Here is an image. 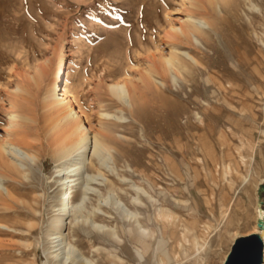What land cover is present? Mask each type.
Segmentation results:
<instances>
[{
    "label": "rangeland",
    "instance_id": "obj_1",
    "mask_svg": "<svg viewBox=\"0 0 264 264\" xmlns=\"http://www.w3.org/2000/svg\"><path fill=\"white\" fill-rule=\"evenodd\" d=\"M204 1L191 10L213 25L205 27L206 40L216 50L194 40L180 43L198 64L188 77L172 72L174 83L171 74L159 73L160 87L138 78L148 66L159 68L173 42L171 26L189 14L190 0H0V141L9 114L16 113L26 149L38 157L28 180L18 177L14 184L0 165V224L9 228L0 229V264H50L44 251L55 205L48 182L56 132L46 130L55 120L43 97L52 80L60 82L59 69L70 71V91L93 131L109 129L115 149L126 152L114 153L115 162L107 156L105 170L152 196V203L141 197L145 206L137 209L148 230L139 240L133 239L136 224L116 211L111 220H94L113 226L118 240L88 226L73 229L72 244L83 258L92 264H221L234 237L252 230L256 209L264 213L258 194L264 184V0L216 3L220 23ZM37 67L44 75L38 87L30 79ZM122 80L130 82L132 109L107 89ZM16 87L26 93H15ZM105 112L123 119L103 120ZM9 184L11 197L4 191ZM129 195L116 196L120 207H127ZM114 196H104L105 209Z\"/></svg>",
    "mask_w": 264,
    "mask_h": 264
},
{
    "label": "bare ground",
    "instance_id": "obj_2",
    "mask_svg": "<svg viewBox=\"0 0 264 264\" xmlns=\"http://www.w3.org/2000/svg\"><path fill=\"white\" fill-rule=\"evenodd\" d=\"M205 1L204 3L207 4V7L210 9V15L212 14L215 16L214 20H217L218 22L220 21V18L216 15L213 6L216 3L224 4L226 7L232 6L231 0ZM196 3L198 4L197 0L193 3L190 0L189 14L184 15L179 19L180 23L178 27L171 26V32L174 36L173 42L167 46L166 54L160 56L159 68L148 66L144 69V79L138 78L141 85L152 82L156 84V86L159 85L160 87H164L163 82L155 80V76L159 73L160 75L165 76L173 72V74L175 73L183 78L184 76L188 77L191 75L190 70L197 65L198 62L194 56H191L181 48L180 43L182 42L191 46V42L194 40L205 47H212L216 50L213 41L209 42L210 40H206L210 34L208 30H205V27L209 29V27L213 25L202 17H197L191 10L192 8H197ZM252 8L255 9V6H252ZM201 9H203V11L205 10L208 14L206 7L202 6ZM233 52H235V49H233ZM33 72L34 74L30 76L31 81H33L35 86H41L43 84V73L40 72L39 68L38 70H33ZM58 73L62 77L60 82L55 86L57 80H52L43 97L46 106L44 108L55 120L52 124L53 126H50L51 129L48 128L46 130H48L47 132L49 133V130L56 132V138L54 137L53 143L49 145L54 149V152L51 155L54 158L53 161L55 164L49 178L50 181H47L50 183V187L54 193L52 198L55 205L50 208L51 221L49 227H47L48 231L45 234L48 248H46L44 254L46 260L50 264H92L89 259L83 258L76 247L72 244L75 241L73 240V234L75 232L73 229L85 230L84 226H88L98 234L108 237V239L118 240L119 237L117 232L112 229L113 226L108 227L104 224H97L94 220V218L111 220V216L113 215L112 212L116 211L124 221H132V223L136 224L135 229H133L135 237L133 239L139 240L142 236H145L144 234L147 233L148 230L141 225V222L139 221L140 214L137 212V209L141 206H145L141 197L146 198L147 201L152 203V196H150V193L142 187L128 182L127 178H124L123 175L121 176L114 173V170H105L106 168L104 166L107 156L115 162L114 153L119 154L121 157H125L126 152L121 149H115L114 146L118 144H116L115 139L113 140L110 137L109 129L100 127V131H93L92 125H90L77 103V94L75 95L70 91V71L61 74L59 69ZM170 78L174 83L176 76L171 74ZM129 83L130 82L123 80L111 81L108 83L107 89L119 104L123 106L127 104L129 109H132L134 106L131 100L133 93L128 91L127 85ZM15 93L25 94L26 91L23 88L16 87ZM99 116L103 118V120L123 119L122 117H115L106 112L100 113ZM19 121V117L16 113L9 114L8 123L5 126L7 131L0 141V165L3 166L4 169H9V180H11L13 184L18 183L20 180L17 181L18 177L28 180V173L32 169L31 166L38 162V157L26 149V146L28 147V141L25 139L26 133L23 134L21 130L18 131L21 128ZM5 157H9V163L5 161ZM107 172L112 174V180L114 181L108 179L107 175H105ZM134 173H136V171H134ZM1 181L2 180H0V182ZM261 182L264 183V178ZM13 184H9V189L4 187L7 197H11L10 191H12V188L10 186H13ZM29 185L33 186L35 184ZM260 185L261 183L259 186ZM122 186L127 187L126 189H123ZM104 194L115 195L113 206L109 209H105L102 205V203L105 202ZM118 194H126L127 197L130 194L126 208L125 206L120 207V201L122 200H119L116 197ZM90 197H93L96 202L95 204L92 203L93 199L91 200ZM32 201L33 203L36 202V200ZM160 211H162V209ZM260 220H264V213L256 209L254 227L248 234L244 235V237L258 234L261 236L264 245V230L259 231L257 228V224ZM89 228L86 229L88 232L92 230H89ZM0 229L8 230L9 228L0 224ZM239 237L240 236H235L233 241L237 240ZM95 250H97V248L92 249V251ZM228 254V252L225 254L221 264H224ZM77 256L80 257L82 261H78Z\"/></svg>",
    "mask_w": 264,
    "mask_h": 264
},
{
    "label": "water",
    "instance_id": "obj_3",
    "mask_svg": "<svg viewBox=\"0 0 264 264\" xmlns=\"http://www.w3.org/2000/svg\"><path fill=\"white\" fill-rule=\"evenodd\" d=\"M259 195H264V184L258 189ZM259 231L264 230V220L257 224ZM264 245L260 235L252 234L235 240L224 264H263Z\"/></svg>",
    "mask_w": 264,
    "mask_h": 264
}]
</instances>
